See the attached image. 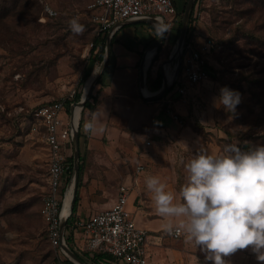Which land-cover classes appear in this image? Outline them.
Segmentation results:
<instances>
[{"label": "rangeland", "instance_id": "rangeland-1", "mask_svg": "<svg viewBox=\"0 0 264 264\" xmlns=\"http://www.w3.org/2000/svg\"><path fill=\"white\" fill-rule=\"evenodd\" d=\"M4 1L0 0V264H49L54 249L48 239L43 206L49 187L51 150L45 141V129L34 113L43 104L65 97L73 89L82 98L90 77L102 66L103 61H97L86 79L94 53L92 44L99 38L88 15V5L93 0H29L39 3L40 16L49 17L47 23L38 25L29 20L33 19L32 14L20 5L10 12L14 2L27 0ZM187 2L176 4L178 21L183 19ZM202 3V15L194 17V29L203 28L215 42L224 40V44L210 58L218 83L210 90L213 96L205 98L203 90L197 94L198 119L192 122L189 138L184 143L176 140L167 143L170 165L166 170L170 180L162 183L172 186L177 199L186 182L185 166L195 155H223L245 143L264 146V57L250 52L251 49L257 52L254 38L264 40V10L260 5L256 13H242L245 8H256L250 0L236 5L231 0ZM222 16L230 17L231 25L220 27ZM74 17L84 26L81 34H73L69 28ZM154 28L157 29L149 23L125 25L112 41L111 51L120 48L123 58L130 63L144 55L149 47L148 35ZM177 29L178 25L169 29L167 39L155 53L150 67L153 78L163 65L167 74L175 70L177 60L166 62L178 40ZM221 43L217 44L221 47ZM222 88L240 94L235 111L229 112L219 103ZM94 93L91 96L97 101ZM156 102L165 111L163 98ZM90 116L91 111L85 110L83 148ZM168 119L173 120L170 116ZM68 151L73 152L71 147ZM161 236L165 246L184 249V233L179 240L166 237V230ZM190 250L196 261L189 264H212L200 247ZM75 252L84 262L95 264L87 258L86 250L78 248ZM107 259L111 261L112 257ZM226 259L228 264H260L251 248L239 250Z\"/></svg>", "mask_w": 264, "mask_h": 264}, {"label": "crops", "instance_id": "crops-1", "mask_svg": "<svg viewBox=\"0 0 264 264\" xmlns=\"http://www.w3.org/2000/svg\"><path fill=\"white\" fill-rule=\"evenodd\" d=\"M174 1L178 5L180 1L185 3L187 0ZM137 24L147 23H132ZM124 26L123 23L114 33L112 41ZM153 30L154 32L148 35V46L160 32L158 28ZM202 30L203 28L196 30L199 40L208 34ZM108 35L103 37L107 39ZM146 51L144 55L147 54ZM141 56L128 63L120 48L112 51L110 63L94 90L97 103L85 128L88 135L86 145L82 147L85 170L81 175L77 194L79 203L74 216L76 219H82L111 207L118 198L120 186L133 184L137 177L138 184L130 197L129 209L134 214L138 226L148 231L149 264L194 263L195 254L190 253V248H194L193 244L182 241V251L164 245L161 234L166 229L160 223L165 221L156 213L145 181L149 176H156L161 182L170 180L166 170L170 165L167 143L174 140L184 143L189 138L192 122L198 119L196 96L202 90L206 91L205 98L213 96L210 90L218 83L214 80L216 68L213 66L210 77L194 89L193 97L188 103H178L174 107L178 115V119H175L156 101L143 97L140 84ZM168 116L174 121L168 119ZM147 140L153 141L151 147L145 145ZM69 154L71 156L73 152ZM138 166H143V170L137 175ZM165 185L168 191L173 192L170 184ZM172 223L176 227L178 221L173 220ZM72 243L77 249H83L84 242L80 233H76V237L72 235ZM117 264L126 263L119 261Z\"/></svg>", "mask_w": 264, "mask_h": 264}, {"label": "built area", "instance_id": "built-area-1", "mask_svg": "<svg viewBox=\"0 0 264 264\" xmlns=\"http://www.w3.org/2000/svg\"><path fill=\"white\" fill-rule=\"evenodd\" d=\"M203 0H197L195 15L201 17ZM88 15L92 27L98 37L118 31L123 23L143 18L154 17L156 26L161 31L160 23L169 29L174 28L177 17V7L174 0H93L88 5ZM94 46V44H92ZM221 47L210 36L206 35L199 40L195 32L182 48L180 71L173 80L172 86L163 97L167 114L178 119L174 107L178 103L186 104L193 97V91L212 74L213 65L210 58ZM78 93L73 89L65 97L43 104L35 111V117L45 129V141L50 147L49 187L44 197L43 218L46 224L49 242L54 249V258L49 264H76L62 247L61 222L66 209L69 192L74 187V174L71 173L73 163L69 158V147L73 151L74 114L70 112L71 106ZM84 110V109H83ZM83 110L81 109V116ZM145 145L151 147L152 140ZM143 166L136 168L137 175ZM138 184L137 177L133 184H123L119 188L115 203L98 213L82 219L73 218V212L68 213L70 231L84 242L83 249L87 252L102 253L106 255L95 262L96 264H117L119 261L126 264H149L147 254L148 231L136 222L134 214L129 209V201ZM73 193V192H72ZM73 201V200H72ZM72 205V202H71ZM68 226V225H67ZM65 242L75 251L77 247L67 240ZM183 231L173 227L166 236L179 239ZM107 256H111L109 261Z\"/></svg>", "mask_w": 264, "mask_h": 264}, {"label": "clouds", "instance_id": "clouds-1", "mask_svg": "<svg viewBox=\"0 0 264 264\" xmlns=\"http://www.w3.org/2000/svg\"><path fill=\"white\" fill-rule=\"evenodd\" d=\"M73 34L84 26L69 21ZM219 103L229 112L240 94L220 90ZM186 182L177 195L156 176L145 183L164 228L183 231L187 243L200 247L212 264H228L227 257L251 248L264 264V146L247 151L232 148L223 155L197 154L185 166Z\"/></svg>", "mask_w": 264, "mask_h": 264}, {"label": "water", "instance_id": "water-1", "mask_svg": "<svg viewBox=\"0 0 264 264\" xmlns=\"http://www.w3.org/2000/svg\"><path fill=\"white\" fill-rule=\"evenodd\" d=\"M196 1L197 0H188V2L186 4L184 16L182 19V27L180 29V34H179L178 40L176 42L175 48H174L172 54L170 55L169 60L167 61L169 63H173L175 60H177L173 78L171 80H169L167 78L165 68L163 65V67L161 69V71L163 73L162 86L157 91H150L147 87V77H148V71L151 67V64L149 65V67L147 69H145L144 65H145L146 54L142 58L141 63H140V84H141V89L143 92V97L145 99L150 100V101L161 100L167 94V92L170 90L174 78L179 73L180 66H181V59H182V48L184 46V43H185V40H186V37L188 34V29H189V25H190V21H191V17H192V12H193V9L195 7ZM132 23H134V24L135 23H149V24L156 25L157 19L154 17L143 18V19H138L135 21H127L124 23V25L132 24ZM169 32H170L169 28L166 25H164L163 30H161L159 32L157 38L149 45L147 51L149 49H155V52H156L158 50V48L167 39ZM113 35H114V33H109V35L106 39L105 55H104L102 66L96 72V74L94 71V73L90 77V79L92 78V82H91L88 90L84 91L83 96L80 99V101L75 102L71 106L70 112H71L72 116L74 114V110H75L76 106H80L82 110L85 108L86 103L91 98V95L93 94V92H94L96 86L98 85L103 73L105 72L107 66L109 65L110 59H111V52H112L111 50H112ZM147 51H146V53H147ZM145 90H147L149 92V94H145ZM80 120H81V116H80ZM80 120L74 128L73 139H72V144H73V174H74L73 201H72V205H71V211L72 212L74 210V205H75V201L77 198L78 188H79V183H80V177H81ZM67 225H68V214H65V212H64L63 217H62V222H61L62 247L64 248L66 253L70 256V258L76 264H87L65 242V231H66Z\"/></svg>", "mask_w": 264, "mask_h": 264}, {"label": "trees", "instance_id": "trees-1", "mask_svg": "<svg viewBox=\"0 0 264 264\" xmlns=\"http://www.w3.org/2000/svg\"><path fill=\"white\" fill-rule=\"evenodd\" d=\"M6 1L7 0H5L4 2H6ZM231 1L234 2L235 5L238 2H241L242 3V0H231ZM250 1H251V4L252 5L253 4H256V8L255 9H253V8L252 9L245 8V9H243L241 11L242 13H245V14L246 13H250V12L256 13L260 9V5H261V8L264 10V0H250ZM19 5L22 8H26L27 13L29 15L32 14L33 19L32 18H29V20L31 22H34V23L36 22V25H38L41 22L42 23H47L49 17H46L44 15H42V16L39 15V12L37 11L39 3L37 1L36 2L29 1V0L24 1V2H21V1L18 2V1H16V2L13 3V8H12V10H10V12L17 10ZM185 7H186V5H185ZM8 12L9 11H6V14L7 15H8ZM178 13L179 12H178V9H177V15H178ZM194 15H195V7H194L193 12H192V17H191V21H190V25H189V29H188V34H187V37H186L187 38V41L196 32V30L194 29L195 28V26H194ZM220 18H221L220 19L221 20L220 27L222 25H225V24L231 25L232 22L229 21L230 17H223L222 16ZM176 25H178V29H177V38H178L179 37V34H180V29L182 27V21L181 20L178 21V18L177 17L175 19V26L174 27H176ZM224 28H225L224 30H226V27H224ZM209 31H210V29H209ZM248 34H250V36L256 37L253 33H248ZM94 40L95 41L93 42V44H94V50H93V52L95 54L93 53V56L91 58L90 66H89V68L87 69V71L85 73L86 79H88L91 76L95 63L97 61H99V60L100 61H103L104 55H105V42H106L105 37H103V38H95ZM255 40H256V42H255ZM216 42L219 43V44L221 43L220 41H216ZM222 42L223 43H221V48H222V45L224 44V40ZM262 42H264L263 39L260 42L258 40V38H254L253 46L255 47V50L257 52H255L254 49H251L250 52L256 53V55H258V56L261 55L262 57H264V44H262ZM98 48H100V49H98ZM100 81H99V83H100ZM162 83H163V73H162V71L159 70L158 73H157V75H156V77L153 78L151 76V74H150V69H149V71H148V77H147V84H148L149 89L151 91H157V90H159L161 88ZM80 99H81V94L79 93L77 95L75 101H80ZM93 102H95V104H96L97 101H96V98H94L93 96H91V98L86 103L85 108L83 110V117L81 119V125H80L81 175H82V172L84 170V158L82 157V145H81V137H83V131H82V129H83V123H84V113H85V110H87V109H89L91 112L94 110L95 104ZM238 148L247 151V150H250L253 147L250 144L245 143V144L242 145V147H238ZM69 160H70V162L73 163V155L69 158ZM72 171H73V167H72L71 173H72ZM80 184H81V177H80L79 187H80ZM78 203H79V197L77 196L76 201H75V205H74V210H73V218H74V215H75V213L77 211ZM66 236H67V240H68L69 244H71L72 243V233L70 231V222L68 223V226H67V234H66ZM86 254H87V258L89 260L93 261V262H97L98 260L106 257V255H104L102 253L87 252ZM83 261H85V260H83Z\"/></svg>", "mask_w": 264, "mask_h": 264}, {"label": "bare ground", "instance_id": "bare-ground-1", "mask_svg": "<svg viewBox=\"0 0 264 264\" xmlns=\"http://www.w3.org/2000/svg\"><path fill=\"white\" fill-rule=\"evenodd\" d=\"M160 23V22H159ZM161 24V23H160ZM164 28V24L161 25V29L163 30ZM148 53L146 54V57H145V69H147L149 67L150 64H152V61L154 59V56H155V49H149L147 51ZM166 63H169V62H166ZM166 72V71H165ZM166 75H167V78L169 80H171L173 78V75H174V72L170 71L166 72ZM92 82V78L90 79V81L88 82L86 88H85V91L88 90L90 84ZM145 94H149V92L147 90H145ZM80 116H81V107L80 106H76L75 110H74V125L76 126L77 123L79 122L80 120ZM73 188H71L70 192H69V196H68V200H67V203H66V209H65V214H68L69 211H70V207H71V202L73 200Z\"/></svg>", "mask_w": 264, "mask_h": 264}]
</instances>
